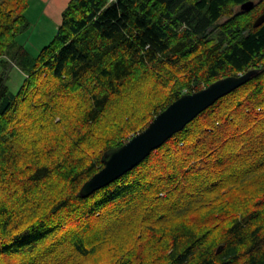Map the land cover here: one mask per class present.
Masks as SVG:
<instances>
[{
  "label": "trees",
  "instance_id": "trees-1",
  "mask_svg": "<svg viewBox=\"0 0 264 264\" xmlns=\"http://www.w3.org/2000/svg\"><path fill=\"white\" fill-rule=\"evenodd\" d=\"M28 5L0 0V264H264V0H68L36 55L17 39ZM251 69L81 196L106 150Z\"/></svg>",
  "mask_w": 264,
  "mask_h": 264
},
{
  "label": "water",
  "instance_id": "water-1",
  "mask_svg": "<svg viewBox=\"0 0 264 264\" xmlns=\"http://www.w3.org/2000/svg\"><path fill=\"white\" fill-rule=\"evenodd\" d=\"M252 6L253 2L248 1L241 5V9L250 10ZM263 22L264 13L255 20L254 26ZM257 73L256 69H251L242 74L225 76L197 91L180 95L160 111L144 129L134 134L123 145L108 149L102 154L103 167L82 184L81 196L88 197L134 168L151 151L181 131L219 98L245 84Z\"/></svg>",
  "mask_w": 264,
  "mask_h": 264
},
{
  "label": "rangeland",
  "instance_id": "rangeland-1",
  "mask_svg": "<svg viewBox=\"0 0 264 264\" xmlns=\"http://www.w3.org/2000/svg\"><path fill=\"white\" fill-rule=\"evenodd\" d=\"M66 4L65 0H29L25 11L29 28L18 35L17 39L30 54L36 55L51 40ZM8 75L7 84L16 92L23 81V75L13 63L9 67ZM108 107L107 112L111 110L112 104L109 103Z\"/></svg>",
  "mask_w": 264,
  "mask_h": 264
},
{
  "label": "crops",
  "instance_id": "crops-1",
  "mask_svg": "<svg viewBox=\"0 0 264 264\" xmlns=\"http://www.w3.org/2000/svg\"><path fill=\"white\" fill-rule=\"evenodd\" d=\"M52 1H54V0H52ZM61 1H64V0H61ZM65 1H67L68 2V0H65ZM63 10V9H62ZM62 12V11H61ZM60 19H61V17H60ZM60 22V21H59ZM59 24V23H58ZM58 24H57V26H58Z\"/></svg>",
  "mask_w": 264,
  "mask_h": 264
}]
</instances>
